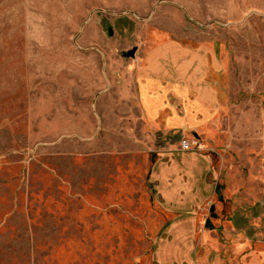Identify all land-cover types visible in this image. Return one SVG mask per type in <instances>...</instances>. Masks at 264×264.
I'll return each mask as SVG.
<instances>
[{"label":"rangeland","instance_id":"rangeland-1","mask_svg":"<svg viewBox=\"0 0 264 264\" xmlns=\"http://www.w3.org/2000/svg\"><path fill=\"white\" fill-rule=\"evenodd\" d=\"M164 44L226 80L168 133L113 89ZM0 230L19 264H264V0H0Z\"/></svg>","mask_w":264,"mask_h":264},{"label":"crops","instance_id":"crops-1","mask_svg":"<svg viewBox=\"0 0 264 264\" xmlns=\"http://www.w3.org/2000/svg\"><path fill=\"white\" fill-rule=\"evenodd\" d=\"M168 47L158 45L147 51L137 69L131 70V65H128L124 83L119 87L113 85L114 91L121 93V100L135 103L144 124L160 125L165 133L183 127L184 116L179 113L180 108L184 109L186 105L187 108L206 107L200 91L209 92L217 103L224 101L226 84L225 76L211 62L202 72L200 59L197 58V68L191 74L186 70L195 65H191L194 60L186 64L184 60L172 59L168 64L164 60V51ZM134 59H138L136 53ZM112 79L115 81V78ZM2 233L4 231L0 230V264H19L17 255L9 253L10 240Z\"/></svg>","mask_w":264,"mask_h":264},{"label":"water","instance_id":"water-1","mask_svg":"<svg viewBox=\"0 0 264 264\" xmlns=\"http://www.w3.org/2000/svg\"><path fill=\"white\" fill-rule=\"evenodd\" d=\"M136 48H133L131 50H128L127 52H124L121 54L122 58L124 60L133 59L135 57Z\"/></svg>","mask_w":264,"mask_h":264},{"label":"built area","instance_id":"built-area-1","mask_svg":"<svg viewBox=\"0 0 264 264\" xmlns=\"http://www.w3.org/2000/svg\"><path fill=\"white\" fill-rule=\"evenodd\" d=\"M182 146H185V143L182 141Z\"/></svg>","mask_w":264,"mask_h":264}]
</instances>
